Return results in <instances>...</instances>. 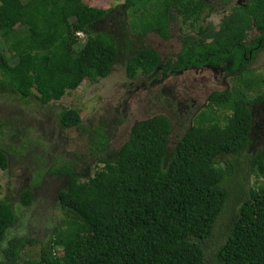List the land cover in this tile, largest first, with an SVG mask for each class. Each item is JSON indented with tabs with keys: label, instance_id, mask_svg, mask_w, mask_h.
Here are the masks:
<instances>
[{
	"label": "trees",
	"instance_id": "obj_1",
	"mask_svg": "<svg viewBox=\"0 0 264 264\" xmlns=\"http://www.w3.org/2000/svg\"><path fill=\"white\" fill-rule=\"evenodd\" d=\"M17 1L0 0V51L9 55L0 59V97L16 96L26 102L35 97L44 106L75 91L85 80L107 77L119 58L127 59L131 78L155 74L161 65L156 50H138L130 38L118 42L110 32L95 29L110 15L109 9L85 0H26L21 5ZM205 3L124 0L122 7L133 18L134 35L154 30L166 38L173 10L194 28L202 20ZM253 23L262 35L248 46L242 41ZM205 31L200 24L198 33ZM78 34L85 36L84 43ZM214 39L211 43L192 35L184 39L182 66L188 61L196 66L227 63L226 58H232L233 70L240 73L234 80L242 82L237 78L254 71L246 66L249 54L264 49V0L235 8ZM71 43L79 44L76 50L70 51ZM253 79L243 85L256 87L259 81ZM263 98L264 93L250 99L238 86L212 93L206 110L171 151L172 123L164 115L134 124L128 139L112 151L102 126H85L78 110H62L57 125L86 134L88 157L96 159L94 174L83 179L77 162L61 156L47 169L34 167L36 184L47 173L65 178L58 191L65 217L42 244L30 236H14L2 248L19 216L10 200H0V264H206L201 243L212 237L225 209L237 167L243 164L239 158L246 156L251 142V104ZM219 110L229 113L224 124L216 115ZM29 136V130L0 122L2 170L9 166L7 153L16 149L13 143L21 140L26 146ZM35 144L43 146L41 140ZM228 156L237 158L221 159ZM248 163L256 185L228 226L215 264H264V148ZM33 198V191L25 189L19 202L29 207ZM84 233L93 238L81 241ZM37 245L39 257L24 259L23 253Z\"/></svg>",
	"mask_w": 264,
	"mask_h": 264
},
{
	"label": "rangeland",
	"instance_id": "obj_2",
	"mask_svg": "<svg viewBox=\"0 0 264 264\" xmlns=\"http://www.w3.org/2000/svg\"><path fill=\"white\" fill-rule=\"evenodd\" d=\"M85 1L90 6L111 10L108 17L95 25L96 30L110 32L118 42L130 38L134 48L141 46V50L159 51L161 53L159 73L156 71L154 75L149 76L139 73L135 78H131L126 70L127 59L119 58L107 77L96 82L85 80L75 91L48 105L41 106L35 97H30L27 102L16 96L0 97V122L8 121L14 126L30 131V143L26 146L21 140L13 143L10 138V144L13 143L16 149L7 153L8 168L6 170L0 168V200H10L19 216L17 222L8 230L2 248L8 239L14 236H30L42 244L53 235L54 229L65 217L58 202V191L64 187L65 178L47 173L36 184L32 175L34 167L38 165L47 169L48 164L54 163L55 159L61 156L77 162L76 170L83 179L94 174L96 159L88 157L86 134L80 129H64L57 125L58 114L62 110L70 108L78 110L85 126H102L108 134L109 147L112 151H117L128 139L134 124L157 115H164L172 123L169 139L171 151L193 125L197 115L206 110L208 98L213 92L232 90L238 86L244 89L250 99L264 93V50L248 65V69L254 71L248 72L241 79L237 78L238 81H242L238 83L234 77L232 78L231 73L225 75L212 69L197 70L192 67L186 69V66L181 65L184 61L182 38L186 35H200L198 26L206 19L214 29H218L222 17L226 14L223 12L224 7H231L236 0H222V5L224 2L227 3L224 7L217 5L220 0H209L212 3L210 6L206 2L202 20L200 19L194 28H190L188 23H183L181 14L173 10L169 31L172 37L168 39L163 38L157 31H148L140 36L134 35L130 26L133 18L129 11L122 7L124 0ZM24 2L26 0L17 1L20 5ZM80 41L85 42L84 35L80 36ZM78 45L71 43L68 48L74 51ZM8 56L6 52L0 51L2 61ZM253 77L259 81L255 84L256 87L246 88L243 84L254 80ZM184 105L189 106V109L184 108ZM262 107L264 98L251 104V111L255 113L256 132L251 133L246 156L239 158L243 164L237 167V179L233 182L230 196L213 235L201 243L206 264H215V254L225 241L228 226L236 217L242 201L248 198L249 190L256 185V176L249 172L248 159L259 154L264 148ZM226 114L229 113L221 110L216 112L221 124L225 123ZM258 126L260 128L256 129ZM23 139L27 142L26 137ZM38 140L42 141L43 146L35 144ZM236 158L228 156L221 159L235 162ZM25 189H30L34 193L29 207H23L19 202V195ZM92 238L93 236L88 233L80 236L83 242ZM40 245L28 248L23 253V258H38ZM57 253L62 254L60 251Z\"/></svg>",
	"mask_w": 264,
	"mask_h": 264
},
{
	"label": "flooded vegetation",
	"instance_id": "obj_3",
	"mask_svg": "<svg viewBox=\"0 0 264 264\" xmlns=\"http://www.w3.org/2000/svg\"><path fill=\"white\" fill-rule=\"evenodd\" d=\"M205 2H207V4H208V6H210L209 4H212L209 0H204ZM252 0H236L233 4H232V6L231 7H229V8H225L224 7V5H227V3L226 2H224V5H222L221 4V2H223L222 0H220L218 3H217V5L218 6H221L222 5V7H224V10H223V12H225L226 14L222 17V19H221V24L219 25V27H218V29L217 28H213V25L212 24H210V22L208 21V19H206V21L205 22H203L202 23V25L204 26V27H206V31L203 33V34H200V35H198V36H194V38L196 39V40H198V41H200L201 39H204V41H205V43H211L213 40H215L214 39V34L216 33V32H218L221 28H222V26H223V20L226 18V16H229V15H232L233 14V11H234V9L235 8H237V7H239V6H244V7H247L248 5H249V3L251 2ZM174 14H172L171 16H173ZM169 17V21H168V32L171 30V27H170V25H171V21H172V17ZM184 23V22H183ZM205 23V24H204ZM151 31H154V30H151ZM262 35V32L260 31V28L255 24V23H253L252 24V27L247 31V37L245 38V39H243V44L245 43L246 45H250L255 39H257V38H259L260 36ZM189 35H186V36H184L183 38H182V44H183V52H184V49H185V46H186V44H185V42H184V39H186L187 37H188ZM170 37H172V34H171V32H169V35H168V37H163V38H165V39H168V38H170ZM138 41V40H137ZM136 49H138V50H141V46L139 47H137ZM153 50H155V49H153ZM245 50V49H244ZM264 50V49H263ZM157 51V50H156ZM262 50H259V51H257L254 55H253V53L251 52L250 54H249V58H248V60H247V68H248V65L253 61V58H255V56L258 54V53H260ZM158 53H159V55H160V57H161V53L159 52V51H157ZM214 56V55H213ZM244 57H245V54H244ZM227 60H226V62L228 63H215V62H210V63H205V64H203V65H200V66H196V65H192V64H188V63H190L189 61H188V63L186 64V69H188L187 67H192V68H195V69H201V70H203V69H212L213 71H215V72H222V73H224L225 75L227 74H230L231 73V75H232V78L234 77V76H238L240 73H239V71H236V70H233V68H232V66L234 65V62H233V60H232V58L230 59H228V58H226ZM182 64H183V62H182ZM181 64V65H182ZM158 71V73H159V69L157 70ZM236 72V73H235ZM157 73V75H159ZM223 74V75H224ZM214 93V92H213ZM208 101H209V98H208ZM193 103H195L194 101H193ZM193 106L195 107V105L193 104ZM184 108H187V109H189V106H186V105H184ZM263 108V110L262 111H264V107H262ZM252 112V129H251V132H256V130H255V128H254V121H255V113H253V111H251ZM257 128H260V126H258V127H256V129Z\"/></svg>",
	"mask_w": 264,
	"mask_h": 264
},
{
	"label": "built area",
	"instance_id": "obj_4",
	"mask_svg": "<svg viewBox=\"0 0 264 264\" xmlns=\"http://www.w3.org/2000/svg\"><path fill=\"white\" fill-rule=\"evenodd\" d=\"M79 36H82V34H78Z\"/></svg>",
	"mask_w": 264,
	"mask_h": 264
}]
</instances>
